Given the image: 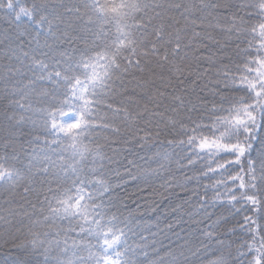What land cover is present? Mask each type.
I'll use <instances>...</instances> for the list:
<instances>
[{
  "label": "snow or ice",
  "instance_id": "6c2138e0",
  "mask_svg": "<svg viewBox=\"0 0 264 264\" xmlns=\"http://www.w3.org/2000/svg\"><path fill=\"white\" fill-rule=\"evenodd\" d=\"M205 261L264 264V0H0V264Z\"/></svg>",
  "mask_w": 264,
  "mask_h": 264
},
{
  "label": "trees",
  "instance_id": "16d2710c",
  "mask_svg": "<svg viewBox=\"0 0 264 264\" xmlns=\"http://www.w3.org/2000/svg\"><path fill=\"white\" fill-rule=\"evenodd\" d=\"M231 2L234 3L236 2V0H231ZM153 150L155 151L156 149ZM137 151H139V149H137ZM139 155H151V153L145 151L139 152ZM128 159L136 160L138 164L144 163V161L139 160L135 154L129 156ZM121 171H123V168H121ZM211 183H213V181L210 179H202L199 185L194 182L189 185L188 190H177V192L173 194L171 192H168L166 189L159 187L158 184L157 186H155L154 190H146V186L143 185L141 182L129 180L127 183H124L120 188L117 189V194L124 198L133 208L136 206L135 202L141 204L144 203V200H142L141 197H147L148 204L155 203V205L157 206V210L161 216V219H163L164 216H168L172 220H177V217L173 216L172 214V209H179L182 207V211H180L178 215L183 217V220L177 221V231H181V226L185 230H188L190 227L186 213L191 207V203L185 204L184 200H194V197H192L191 195V190L196 189L199 193L203 194L205 189L201 185H210ZM209 197L211 198V192H209ZM141 211H143V207L141 208ZM225 211V209H222L219 206L209 207L210 213L216 212L217 214H220ZM147 214L153 215V213L151 212H148ZM208 223H211V221H208ZM201 227H204V225H201ZM184 234L185 232H181V235ZM231 239L234 240L236 243H240L244 239H247V236L240 234L231 237ZM205 264H207V261H205Z\"/></svg>",
  "mask_w": 264,
  "mask_h": 264
}]
</instances>
